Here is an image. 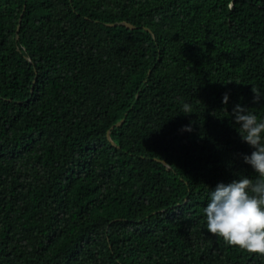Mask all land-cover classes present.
I'll return each instance as SVG.
<instances>
[{
	"label": "trees",
	"instance_id": "obj_1",
	"mask_svg": "<svg viewBox=\"0 0 264 264\" xmlns=\"http://www.w3.org/2000/svg\"><path fill=\"white\" fill-rule=\"evenodd\" d=\"M252 89L264 0H0V264H264L204 215Z\"/></svg>",
	"mask_w": 264,
	"mask_h": 264
},
{
	"label": "clouds",
	"instance_id": "obj_2",
	"mask_svg": "<svg viewBox=\"0 0 264 264\" xmlns=\"http://www.w3.org/2000/svg\"><path fill=\"white\" fill-rule=\"evenodd\" d=\"M252 92L253 103L264 99L258 90L252 89ZM223 103L227 105L228 93L224 94ZM190 111V105L185 104L184 112ZM231 115L239 125L241 140L253 149L250 155L243 156V161L257 178L245 176L227 185L218 184L204 208L206 227L225 245L264 257V120H258L252 111L239 104ZM184 131L191 128L186 126Z\"/></svg>",
	"mask_w": 264,
	"mask_h": 264
},
{
	"label": "water",
	"instance_id": "obj_3",
	"mask_svg": "<svg viewBox=\"0 0 264 264\" xmlns=\"http://www.w3.org/2000/svg\"><path fill=\"white\" fill-rule=\"evenodd\" d=\"M126 26H128V27H130V25H128V24H125Z\"/></svg>",
	"mask_w": 264,
	"mask_h": 264
}]
</instances>
